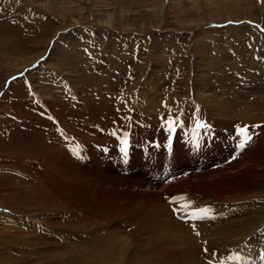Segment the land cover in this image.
Listing matches in <instances>:
<instances>
[{"label": "rangeland", "instance_id": "374dc122", "mask_svg": "<svg viewBox=\"0 0 264 264\" xmlns=\"http://www.w3.org/2000/svg\"><path fill=\"white\" fill-rule=\"evenodd\" d=\"M57 45L65 54L47 55ZM0 92V264H208L230 251L257 255L264 0H0ZM34 109L50 113L67 140L60 129L45 139L35 125L49 134L52 123ZM191 111L219 137L244 127L252 138L229 163L159 187L118 176L92 148L112 144L101 128L143 123L131 138L151 139L160 136L157 116ZM198 174L199 184L187 180ZM184 182L192 187L179 190ZM175 195L181 216L211 206L216 220L193 228L173 219L165 201Z\"/></svg>", "mask_w": 264, "mask_h": 264}, {"label": "bare ground", "instance_id": "6f19581e", "mask_svg": "<svg viewBox=\"0 0 264 264\" xmlns=\"http://www.w3.org/2000/svg\"><path fill=\"white\" fill-rule=\"evenodd\" d=\"M31 6L30 5V3L29 4H27L26 6ZM67 48V47H66ZM66 48L65 47H61V48H59V46L57 45L56 47H54L53 49H51L50 51H49V53H47V55H49V56H54V57H57V58H61L64 54H65V51H66ZM26 64H28V62L27 61H25V62H23V63H19L18 64V66L19 67H25V66H27ZM31 64V63H30ZM219 116H221V117H224V118H226L227 116H228V114L226 113V112H222ZM220 123V122H219ZM219 123H217V125L219 124ZM220 125V124H219ZM80 132V131H79ZM72 136H74V135H72ZM220 136V135H219ZM68 137H69V135H68ZM67 137V138H68ZM78 137V136H77ZM89 137V136H88ZM71 138H73V137H71ZM75 138H76V136H75ZM70 139V138H69ZM76 139H79V138H76ZM104 139V138H103ZM69 141H71V139L69 140ZM61 143H63V142H61ZM77 143V142H76ZM62 145V144H61ZM67 145V144H66ZM57 146V145H56ZM62 146H64V145H62ZM89 146V145H88ZM67 147V146H66ZM62 148V147H61ZM61 150V149H60ZM59 150V151H60ZM65 149H63V151H64ZM67 150V149H66ZM69 150V149H68ZM62 151V150H61ZM62 151V153L61 152H58V151H56V156L59 158V157H64L65 156V153H66V151L65 152H63ZM71 153V152H70ZM227 168H230V164L229 165H227L226 167H224V168H221V169H219V170H216L214 173H212V176H214V175H216L218 172H219V174H221L222 173V171H224V170H226ZM221 171V172H220ZM204 175V174H203ZM198 176H201V175H193V176H189V177H187V180H194V182H193V184H195V185H197V184H199L200 182H201V179H203L204 178V176L203 177H198ZM212 176H210L211 178H210V180H209V183H211V182H213V180H212ZM220 176V175H219ZM120 178V177H119ZM122 179H125V178H122ZM186 179V178H185ZM126 180H136L135 178H127ZM183 181H184V179H182ZM192 183V182H191ZM190 182H184V183H181V185L180 186H178L179 187V190H183V191H185L186 189H182V188H191L192 187V184H191ZM121 184V183H120ZM131 184H132V186L131 187H136V186H139V187H144V185L143 184H139V183H136V182H131ZM172 193V192H171ZM173 194H175V193H173ZM228 200H230V195L228 196Z\"/></svg>", "mask_w": 264, "mask_h": 264}, {"label": "snow or ice", "instance_id": "6c2138e0", "mask_svg": "<svg viewBox=\"0 0 264 264\" xmlns=\"http://www.w3.org/2000/svg\"><path fill=\"white\" fill-rule=\"evenodd\" d=\"M169 127H171V122H169ZM238 134L240 135H244L245 137H247V129H239L238 128ZM127 147H128V144H127V140H124L123 141V150L126 152L127 150ZM240 148H243L244 147V143H241L239 145ZM180 199V198H178ZM181 208H187L189 207V205H181L180 206ZM174 211H177L176 209H174ZM207 210L206 209H198L194 212H191V213H188V212H185V215H189L191 216L193 219H199V218H202V214H206ZM261 259H264V256L261 257Z\"/></svg>", "mask_w": 264, "mask_h": 264}, {"label": "built area", "instance_id": "2783aa9c", "mask_svg": "<svg viewBox=\"0 0 264 264\" xmlns=\"http://www.w3.org/2000/svg\"><path fill=\"white\" fill-rule=\"evenodd\" d=\"M79 44L80 45H82V46H86V43L82 40V41H80L79 42ZM10 116H12V115H10ZM79 116V115H78ZM75 120H76V118H74ZM87 119V118H86ZM85 120V119H84ZM68 122V121H67ZM11 123V122H10ZM69 125H70V123H69Z\"/></svg>", "mask_w": 264, "mask_h": 264}, {"label": "crops", "instance_id": "0c3cea01", "mask_svg": "<svg viewBox=\"0 0 264 264\" xmlns=\"http://www.w3.org/2000/svg\"><path fill=\"white\" fill-rule=\"evenodd\" d=\"M164 46V45H163Z\"/></svg>", "mask_w": 264, "mask_h": 264}]
</instances>
